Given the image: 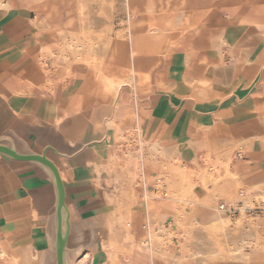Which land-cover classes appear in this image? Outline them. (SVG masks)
<instances>
[{
    "label": "crops",
    "instance_id": "1",
    "mask_svg": "<svg viewBox=\"0 0 264 264\" xmlns=\"http://www.w3.org/2000/svg\"><path fill=\"white\" fill-rule=\"evenodd\" d=\"M5 2L9 8L0 2V134L14 131L34 149L41 150L48 142L41 143L40 148L34 147L36 140L24 128L36 113L47 114L49 118L56 116L61 121V130L75 138L89 124L105 122L114 116L115 105L121 103V121L139 126L140 140L159 141L165 146L183 140L187 145L183 150L186 161L195 157L201 160L202 155L210 154L212 147L239 140L245 144L244 158L232 159V168L247 181L264 177V0H155L150 7L153 12H146L144 0L133 2L138 12L132 34L143 44L140 52L132 56V63L143 72L141 77L150 72L149 79L140 87L150 82L154 89L137 106L125 93L129 86L115 98L117 94H108L99 87L92 69L75 70L73 83L53 89L54 79L47 68L53 58H43L42 50L49 45L55 52L60 51V36L54 26L61 25L63 16L43 0ZM44 21L51 26L45 27ZM122 47H130L131 58L132 43L122 46L118 43L117 54ZM147 57H165L166 62L160 70L147 71L144 69ZM115 59H107L103 71L114 77H130V62L116 70ZM133 83H123L121 87H139L134 86L135 79ZM45 105L52 107L48 113L43 108ZM130 112L137 117H131ZM104 139L93 141H100L101 145L106 142ZM85 149L86 146L68 152L73 154L70 157L52 156L74 191L75 179L69 174L71 182L68 181L61 166L65 164L69 171L73 164L83 165ZM9 159L0 153V162L10 163L14 172L41 179L48 199L44 208L45 235L48 211L54 203L52 185L38 171ZM151 179L145 176L147 182ZM17 200L14 184L0 170V254L4 264H9L10 256L3 245L13 240V234L9 237L4 225L21 213L16 207ZM149 205V212L163 210L161 198L153 201L151 210ZM157 214H149V218H154L149 225L152 230L155 220H159ZM140 218L137 202L132 224ZM169 262L174 264L172 260Z\"/></svg>",
    "mask_w": 264,
    "mask_h": 264
},
{
    "label": "rangeland",
    "instance_id": "2",
    "mask_svg": "<svg viewBox=\"0 0 264 264\" xmlns=\"http://www.w3.org/2000/svg\"><path fill=\"white\" fill-rule=\"evenodd\" d=\"M134 1L136 0H133L132 4ZM58 2V13L63 16L61 25H65L66 19H71L72 21L71 24L67 25V37L70 39L72 38V41L79 44L83 49L87 47V41L90 36L88 33L80 32L81 29L86 28V23L89 18L87 10L91 13L95 21V31L99 30L103 25H111V42H120L122 46V44L132 43V38H136L132 34V26L128 24V20L126 21L124 0H91V6H87L85 0H72L69 2L71 6V11L69 13H66L63 1ZM109 9L113 14L111 24L106 23V21H108L106 15ZM135 16V14L134 16L132 15L131 19H134ZM119 34L121 35V38L119 37ZM57 35L60 36L59 48L61 49L64 40L61 39V35L58 33ZM129 56L130 47H122L117 54L116 59L113 61L115 69L120 70L121 68L126 67L130 60ZM70 57L73 59V62L70 63L72 65L71 69L67 71L64 63H59V61H56L57 63L55 66L53 60H50L49 64H47V68L49 69L48 73L51 78L54 79V83L52 84L53 89L56 86H68L70 83H73L76 76L75 70H94V67L98 66L97 56L90 59V62L94 60V66L84 59H78L76 54L72 51L70 52ZM83 57L86 58V54H83ZM146 60L144 69L151 72H154L156 69L160 70L161 66H164L163 64L166 62L165 57H147ZM64 73L65 79L64 77H60ZM152 92H154V89L153 84L150 82L143 87H138L136 89L129 87L125 90V93L131 96L130 99L136 103L135 106L138 105L137 102H139V100L153 94ZM121 120L122 116H119L115 121V128L112 137L100 145L101 151H106L108 153V158L102 166L103 170L100 169L98 175L101 177V186H103L113 198L114 208H116L117 205V213L121 215L123 210L126 213L128 209L135 207L138 202L141 218L137 223L129 225L132 237L127 236L122 242L116 240L115 243H112V245L107 247L106 242H104L105 244L103 245L102 235L100 234L101 241L99 250H104L103 252L105 255L99 264H171L169 262L170 260H172L174 264H184L180 260L181 256L186 255L187 257H191V252L209 246L213 249L216 248L215 251H218H216L218 257L209 264H216L219 260H221L223 264H243L233 250L236 245L232 242V237L238 239L241 234L244 233L241 227L243 224L248 223L249 225L252 224L254 228L259 231L258 236L260 239L264 240V210L252 214L242 213L232 219H226L227 222H223L221 216L223 218L229 216L225 215L218 209V203L222 199L227 202H237L238 193L242 188H245L248 191L249 196L256 194L264 195V177L254 181H247L240 175L233 174L236 173L234 168H232L233 151L236 148H241L242 151H244L245 144L239 140H233L228 144L224 143L221 147H219L220 145H216L212 147V151L209 154L210 156L202 155L201 160L198 159L197 161H186L183 159L180 162H176L173 160L166 161L165 159H162V162L160 161V163H149L144 159L135 158L131 155L125 157L121 153L119 145L125 142L129 145L128 147L133 150L136 147L140 148L138 130L133 129L131 131H126L125 128L117 129L119 125L125 124V122H122ZM119 122L122 123L119 124ZM131 123L134 124V121H131ZM117 124L119 125L117 126ZM33 143L36 148H40L43 145L37 141H33ZM205 158H207V160H205ZM82 161L83 164L88 163L85 159ZM205 161L208 165L204 164ZM163 163H167L166 165L169 167L163 166ZM184 165H187L185 170L181 168ZM210 166H212L213 170H210ZM61 168L64 177L71 182L69 171L65 167V164H63ZM186 173L190 176L188 180H185V177H183ZM145 176L151 177V182H147ZM204 176H206V178ZM158 181H161V184H159L160 186H158ZM81 187L84 188V184ZM158 198H161L162 200L164 211L149 212L147 207L148 204H150L149 210H151L150 207L152 206L153 201L158 200ZM252 199L256 200L254 198ZM258 200L261 201L264 200V198ZM178 207L182 210L183 216L181 219L176 220L174 210ZM76 212L77 211H74V213ZM106 212L107 210H101L100 218L102 221ZM155 213H158L157 216L159 217V220L157 219L155 220L156 222L154 221L155 228L152 230V227L149 228V225H151L150 220L153 221L152 216L154 215L152 214ZM149 214L152 215L151 218H149ZM192 219H197V225L193 226L190 224V220ZM207 223L210 224L208 225ZM224 224H226V226ZM163 226L166 228L173 226V228L183 236L178 235V237L175 238L176 243H174L166 253H150L148 247H145L144 244L149 242L148 237L151 231L158 232ZM138 232L141 233L137 238L136 235ZM192 237H195L196 240L192 241ZM179 240H181V242H179ZM184 240H187L188 242ZM180 243L183 244L182 247L180 246ZM262 243V248H257L255 251L264 250V241ZM232 245H234V247ZM141 247L143 251L141 250ZM255 247H248L247 251L254 255ZM90 252L91 254H85L78 264H94L97 252L93 250H90ZM34 253H36L35 249ZM111 255H115L113 259L111 258ZM188 259L193 260L192 258ZM7 260L8 263L11 264V258L9 257ZM0 264H4L1 254ZM253 264H264V256L259 259L254 258Z\"/></svg>",
    "mask_w": 264,
    "mask_h": 264
},
{
    "label": "bare ground",
    "instance_id": "3",
    "mask_svg": "<svg viewBox=\"0 0 264 264\" xmlns=\"http://www.w3.org/2000/svg\"><path fill=\"white\" fill-rule=\"evenodd\" d=\"M5 1L6 0H1L0 2H2V6H4L5 8H9V4L6 3ZM45 1L50 2L52 4V9L56 10L57 12H58L57 7L59 4L58 1H63L64 3L63 5H64V8L66 9V13H69L71 11V6L69 2H71L72 0H50V1L45 0ZM124 1H125L124 7L126 10V16H127L126 21L128 20L127 21L128 24H130L132 28H135L137 26V21L134 19H128V18L129 17L131 18L132 15L134 16V14L136 15V13L138 12V8L136 5H133L131 3V0H124ZM144 1H145V6H147V8L145 7L146 12H150V11L153 12V9H151L150 7L154 5L155 0H144ZM85 2L87 6H91V0H85ZM87 12L89 13L88 14L89 18L86 23V28L80 30V32L90 34V36L88 35L89 39L87 41L88 43L87 47L83 49L79 44L74 43L72 41V38L70 39L69 37H67V33H68L67 25L71 24L72 21L71 19H66L67 18L66 17L65 18L66 26L65 25L58 26L57 24L54 26L56 28L55 30L57 31V33L61 35V39L64 40V43H62L60 51L55 52L51 48V46L45 45L42 50V57L43 58H53V62L59 61V63H64L65 68L67 70H70L72 66L70 63L73 61L70 57L71 51L74 54H76L78 59H84L87 62H90V59H93L97 56L98 66L94 67L95 68L94 77L95 79L98 80L99 87L102 90H104L108 94H117L115 98H118L121 96L126 86H129L130 88H132L130 85H123L121 87L123 83L132 84L135 79L134 86L140 87L144 82H146L147 79H149L148 74L150 72L146 73L144 78L141 77L143 72L136 69L135 65L132 63V59H133L132 56L134 57L140 52L143 43L139 39L132 38L131 58L129 60L130 72H131L130 77H114L112 75L110 76L106 74V72L103 71L104 62H106L107 59L116 58L117 49H118L117 44L118 43L120 44V42L118 43L111 42V37H112L111 25H106V26L103 25L99 30L95 31L96 30L95 21L91 13L88 10ZM106 16L108 19L106 23L111 24L112 19H113V14L112 12H110V9L109 11H107ZM44 22H45L44 23L45 27L51 26L47 21H44ZM120 36L121 35L119 34V37ZM119 37L118 39L120 40L121 37L120 38ZM83 54H86V58L83 57ZM93 61L94 60H92V62L90 63L91 65L94 66ZM48 80H49L48 82L51 81L50 79ZM43 108L46 113H48L50 108L52 109V107L49 105H45ZM122 108H123L122 104L117 103L115 105L116 112L114 116L107 118L105 122L98 121V122L89 124L88 126L84 127V130H82L81 132H78V134L76 135L77 137L75 138H74L75 135H72V136L68 135L61 130L60 128L61 121H59L56 116L54 118H49L47 114L39 115V113H36L33 120L29 121L28 125L27 124L24 125V128L27 129V133L29 137H31L33 140L38 141L39 143L52 142L58 148H60L61 150L67 151V152H75V151L80 150L82 147L86 146L85 160H87L88 163L83 164V165L78 164L77 166L73 164V167L69 168V174L75 179L76 185H77L76 195L78 196V198H80V200L82 201L84 205L83 207L85 208L87 214L90 216V218L86 220L83 226H86V229L89 231L88 234L92 238H94L97 234L98 235L101 234L102 243L104 245L105 244L104 242H106L107 247L112 245V243H115L116 240H119L122 242V240L125 239L127 236L132 237V233L129 229V225L132 224L134 207H131L130 209H128L126 213L123 210V213H121L122 216L119 213H117L118 207L116 205V208H114L113 198L112 196L109 195V192L103 186H101V183H100L101 177H99L98 175L100 172V169L103 170L102 166L105 163V160L108 158V153L106 151L105 152L101 151L100 141L98 142V141H93V140H96V139L100 140L101 137H104L106 140H108L109 138L112 137L114 133V128H115V121L119 118V116L121 117L120 113H121ZM129 115L133 118L137 117V115L131 112L129 113ZM119 128L120 129L125 128L126 131L137 129L139 133L141 131L139 126L132 125V124H126V123L123 125H119L117 129ZM123 135H126V134H123ZM208 142L209 141L206 139L205 143L208 144ZM163 144L160 143L159 141L152 142V141H147V140H140V148L136 147L133 150L129 148L128 147L129 145L126 144L125 142L119 145V149L124 156L131 155L135 158L144 159L145 161L149 163L151 162L160 163L162 159H165L166 161L173 160L176 162H180L181 160L184 159L183 150L185 149V147H187V145L183 140L171 146H165ZM80 158H81V155L79 159ZM205 160H207V158H205ZM12 161L14 160L9 159V162H12ZM195 161H197L196 157H195ZM5 164L6 163L0 162V170H3L6 173V175L8 176L10 181L14 184V187L16 188L17 197H18L16 207L18 206V212H21V213L20 214L18 213V216L16 218L15 217L12 218V220H9L4 225V231L7 233V235L10 237L13 234L12 243L9 244L5 242V244L3 245L4 249L9 255L11 254L10 255L11 260H12L11 262H13L14 264H39L38 263L39 256L42 253V250L44 248L43 246L45 244L44 208L45 206L48 205V199L43 193V187L41 185L40 178L37 179L28 174L20 175L19 173H16L17 171L14 172L10 168L9 166L10 163L9 165L7 164L5 165ZM166 164L167 163H163V166H167ZM186 166L187 165H184L181 168L185 170ZM233 174L236 175L237 172ZM183 177H185V180H188L190 178V176L187 173ZM204 177L206 178V176ZM158 182H157L158 186H160L159 184H161V181H158ZM83 184H84V188L81 187ZM249 198L251 200H253L252 198L258 200V199L264 198V195L256 194V195L249 196ZM101 210H107L103 221L100 218ZM174 212L176 215V216L174 215L176 217V220L182 218L183 213L179 207L176 208ZM228 218L229 217L223 218L221 216V219L223 220V222H227L226 219ZM197 223H198L197 219L190 220V224L193 226L197 225ZM207 224L209 225L210 223H207ZM101 225H102V228H101ZM224 225L226 226V224ZM241 228L243 229L244 233L241 234V236L238 239L232 237L233 238L232 242L235 243L236 245L235 247L234 245H232L234 247L233 250L238 256V259L242 261V263L253 264L254 258L259 259L264 256V250L255 251V249L260 248L263 245L262 242L264 240L260 239V237L258 236L259 231L256 228H254L252 224L250 225L248 223L243 224ZM19 232L21 233L20 237L16 236V233H19ZM178 235L183 236L181 233H178L173 228V226L170 228H166L165 226H163L161 229L158 230V232L151 231L148 237L149 242L145 243L144 245L145 247L146 246L148 247V250L150 251V253L163 254V253H166L168 249H170L171 246L174 245V243H176L175 238L178 237ZM84 237H85V233L82 230L78 234V239L83 240ZM191 240L192 241L196 240V238L192 237ZM100 241L101 240L99 236V245H100ZM184 241H187V240H184ZM179 242H181V240H179ZM93 245H94L93 246L94 249H96L97 243L95 242ZM182 245L183 244H181L180 246L182 247ZM252 246L253 247L256 246L254 248V251H255L254 255H252L250 252L247 251V248L252 247ZM34 249L36 250V253H34ZM215 249L209 246L207 248H202V249L200 248L199 250H196L195 252L190 251L192 253L190 255L191 257H187L186 255H183L180 257V260L184 264H209L218 257V254H217L218 251L216 250L217 251L216 252ZM103 251L102 250L96 251L97 254H96V258L94 259V264H99L101 259L104 258L105 253ZM87 253L91 254L90 250L84 251L80 255V257L77 259L76 264H78V262L82 259V257ZM111 256L110 257L113 259L115 255H111ZM188 258H192L193 260H195V262H193L192 260ZM219 262H221V260H219Z\"/></svg>",
    "mask_w": 264,
    "mask_h": 264
},
{
    "label": "water",
    "instance_id": "4",
    "mask_svg": "<svg viewBox=\"0 0 264 264\" xmlns=\"http://www.w3.org/2000/svg\"><path fill=\"white\" fill-rule=\"evenodd\" d=\"M0 153L38 171L52 185L54 203L45 223V244L39 256V264H76L84 251L99 250L100 235L90 237L86 226H83L90 216L76 195V190L62 177L60 167L52 157H70L73 154L60 150L50 142L41 150H36L14 131L0 134ZM82 230L85 233L83 240L78 239ZM95 242L96 249L93 247Z\"/></svg>",
    "mask_w": 264,
    "mask_h": 264
},
{
    "label": "built area",
    "instance_id": "5",
    "mask_svg": "<svg viewBox=\"0 0 264 264\" xmlns=\"http://www.w3.org/2000/svg\"><path fill=\"white\" fill-rule=\"evenodd\" d=\"M242 158H244V151H242L241 148L234 149L233 159ZM204 164L208 165L206 161L204 162ZM210 170H213L212 166H210ZM218 209L232 219L242 213L252 214L259 213V211L262 212L264 210V200H251L249 198L248 191L245 188H242L238 193L237 202H227L222 199L218 203Z\"/></svg>",
    "mask_w": 264,
    "mask_h": 264
}]
</instances>
